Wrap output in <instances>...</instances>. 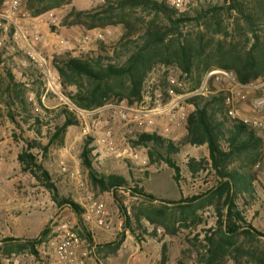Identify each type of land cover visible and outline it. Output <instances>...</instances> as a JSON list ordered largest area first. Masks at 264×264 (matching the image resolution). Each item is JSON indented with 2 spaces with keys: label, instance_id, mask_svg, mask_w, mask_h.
<instances>
[{
  "label": "rangeland",
  "instance_id": "1",
  "mask_svg": "<svg viewBox=\"0 0 264 264\" xmlns=\"http://www.w3.org/2000/svg\"><path fill=\"white\" fill-rule=\"evenodd\" d=\"M26 1L21 0L16 15L18 29L26 36L32 48L54 69L57 60L69 57L86 58L102 54L115 55L121 61L124 60L126 47L123 44L126 39L121 40L125 34L122 25L87 28L74 24L75 19L70 16L73 9L95 10L113 0H67L61 6L37 16L27 9ZM160 1H166L185 11L201 3L221 4L223 0H180V5H177V0ZM45 3L44 1L41 6ZM125 15L135 24V28L131 29L132 39L139 36L147 22L154 18L153 13L140 9L126 11ZM9 29L5 45L0 48V264H61L51 250L50 242L64 238V225L67 231L75 234L78 239V244L74 243L77 250L89 252V264H199V256L208 250L206 235L211 234V228L216 226L214 207L207 205L197 209L195 222L192 223L191 216L187 220L179 217L178 203H173L200 194L212 185L214 179L207 169L192 175L187 166L190 158L198 160L209 156L205 145L192 146L185 142V119L181 118L180 113L186 114L192 108L186 100L191 96L190 82L181 77L180 72L173 67L155 68L145 83L143 100L132 106L122 102L128 107L140 109L146 105L152 106L157 94L162 95L164 103L180 97L174 122H170V118L165 114L158 116L153 125L122 127L116 121L112 130L118 153L106 152L99 143V139L104 136V130L97 122L107 116L104 109L83 110L78 116L73 113L78 123L67 127L65 132L54 138L65 120L64 108L69 110L67 104L70 101L63 93L60 79L58 83L53 84V88L48 86L44 68L27 57L23 39L13 38L16 28L12 26ZM10 47L16 50L11 51ZM58 49L59 55L55 56L53 52ZM225 72L230 77L222 76L219 81L212 82V88L223 90L232 97L238 118L252 120L255 117L252 103L255 98L264 96V80L241 86L232 72ZM8 73L13 76L14 81L24 85L21 90L25 92L27 104L39 106L40 112L30 106L23 110L10 100V92L7 91L11 83ZM72 89V86L68 87L67 92ZM85 127L93 131L84 135ZM144 132H157L178 148V151H173L169 157L179 168L177 180L174 177V169L161 157L167 156L166 148H156L153 142H137L138 135ZM260 134L264 138L263 129ZM89 137L92 139L89 147L92 148L90 158L93 168L100 174L120 175L129 182V188L119 190L129 212L149 204L165 206L169 213L167 230L157 228L154 234V227L143 221L140 227L132 224V228L123 231L124 220L112 191L95 187L82 164L80 154L85 140ZM33 140L35 142L32 143L31 151L36 155L37 163L50 174L51 182L58 189V196L70 198L84 209L82 216L85 232L90 233L92 243L80 234L76 212L69 205L59 206L53 200L52 193L41 179V174L23 169L19 154ZM62 161L66 167L78 171V179L62 170ZM135 186L155 195L157 200L150 202L132 190ZM254 186V194L250 196L244 193L238 197L237 203L247 222L264 233V178L257 177ZM93 202L108 212L110 223L107 230L87 222L84 206ZM44 230L46 234L36 247V253L29 249L13 251L10 254L4 252V238L25 241L39 238ZM122 233L124 238L117 252L114 253L109 248L103 249L102 252L97 251L99 245L118 240ZM261 241H264V237H261ZM236 246L245 250V238L240 237ZM238 253L240 252H234L232 249L226 264H252L247 256L238 257ZM234 256L237 260H234Z\"/></svg>",
  "mask_w": 264,
  "mask_h": 264
},
{
  "label": "trees",
  "instance_id": "2",
  "mask_svg": "<svg viewBox=\"0 0 264 264\" xmlns=\"http://www.w3.org/2000/svg\"><path fill=\"white\" fill-rule=\"evenodd\" d=\"M2 1L0 0V3ZM44 1L45 5L41 6ZM66 1L27 0L26 6L32 15L37 16L61 6ZM136 9L153 13L154 18L147 22L137 38L132 39L131 29L135 28V24L125 12ZM70 16L74 17V24L87 28L122 25L125 34L121 40L126 39L123 44L126 47V56L122 61L115 55L100 54L86 58H62L55 62L63 93L77 108L92 111L122 101L130 106L138 104L144 98V87L149 74L157 67H173L180 72L181 77L190 82L191 96L186 100L192 108L187 112L184 122L185 142L192 146L205 145L209 156L198 160L190 158L187 166L192 175L207 169L214 179L212 185L200 194L173 203H178L179 217L187 220L191 216L192 223L195 222L197 209L207 205L214 207L216 226L211 228V234L206 235L208 250L199 256V264H226L232 249L234 252H240L238 257L247 256L252 264H264V241H261L264 233L247 222L237 203L239 196L244 193L252 196L255 192L254 181L259 176L254 165L262 158L264 146L261 129L229 115L224 91L207 97L192 94L201 86L207 72L213 69L232 72L236 82L241 85L264 80V0L201 3L185 11L160 0H113L95 10L73 9ZM8 77L11 82L7 90L10 92V100L23 110L27 106L35 109V106L27 104L25 92L21 90L24 85L14 81L10 73ZM70 86L73 89L67 92ZM66 108L65 120L54 138L65 132L67 127L78 123L75 114ZM91 141V137L85 140L80 154L82 164L95 187L112 191L124 220L123 231L132 228V224L140 227L143 221L154 227V234L157 228L167 230L169 213L165 206L149 204L129 212L119 194L120 189L129 188V182L120 175L100 174L93 168L90 158L92 148L89 147ZM33 142L35 140L29 142L19 154L23 169L41 174V179L52 193L53 200L59 206L69 205L76 212L80 234L92 243L90 233L85 232L82 216L84 209L70 198L58 196V189L51 182L50 174L37 163V157L31 151ZM137 142H153L156 148H166L167 156L161 157L174 169V177L178 179L179 168L169 158L173 151H178L172 141L157 132H144L138 135ZM132 190L150 202L157 200L155 195L145 192L142 187L135 186ZM45 234L46 230L39 238L25 241L4 238L3 250L7 254L27 249L36 253V247L42 242ZM121 235L112 243L99 245L97 251L102 252L103 249L109 248L114 253L117 252L124 238V233ZM240 237L246 240L245 250L236 246ZM233 258L237 260L235 256Z\"/></svg>",
  "mask_w": 264,
  "mask_h": 264
},
{
  "label": "built area",
  "instance_id": "3",
  "mask_svg": "<svg viewBox=\"0 0 264 264\" xmlns=\"http://www.w3.org/2000/svg\"><path fill=\"white\" fill-rule=\"evenodd\" d=\"M21 0H3L0 3V48H3L5 45V39L9 33V27L14 26L16 30L14 31L13 38L18 40L19 38L23 39L26 44V55L29 59L35 61L44 68V75L48 86L53 88V84L59 82V74L56 69L48 64L46 59L36 52L35 49L29 44L26 39V36L22 34L18 29L17 22V12ZM177 5H180V0H177ZM11 51H15L14 47H10ZM55 56L59 55V49L53 52ZM222 76L230 77L228 73L221 69L209 70L205 75L201 86L192 94H199L204 97H207L215 92L223 91L220 89L212 88V82H217L221 79ZM241 85V84H239ZM243 86V85H241ZM176 98L174 101L169 103L163 102V97L161 94H157L153 105L143 106L140 109L128 107L123 102L120 104L107 105L105 107L99 108L98 111L104 109L107 112V116L99 119L97 124L103 128L104 136L99 139L101 146L105 148V151L108 153H118V147L114 141V131L112 126L117 121L122 127H136V126H145L155 124L156 118L160 115H167L170 119V122H174V118L177 115V109L179 107V101ZM226 105L229 108V115L233 118H238L236 109L234 107V101L231 96L226 94ZM68 108L71 112L76 113L78 116L82 114L83 110L77 108L75 105L68 103ZM252 110L255 114V117L252 120L244 119L242 120L246 123L261 128L264 130V96L255 98L252 103ZM36 112H40L39 106L35 107ZM187 114V113H186ZM185 113H180L181 118H186ZM93 131V130H92ZM89 127H85L83 130L84 135H89L91 132ZM61 168L65 173H68L71 177L78 179L79 174L77 170H71L66 167L64 162H61ZM254 169L257 174L264 178V146H263V155L262 158L257 161L254 165ZM85 208V218L90 225H95L102 230H107L109 227L108 212L104 211L99 204L95 202L90 203ZM65 229V236L61 240H51L50 248L53 251L54 255L61 264H89L88 255L89 252H82L77 250V247L74 245L78 244V239L75 234H72L67 231L66 226H62Z\"/></svg>",
  "mask_w": 264,
  "mask_h": 264
},
{
  "label": "crops",
  "instance_id": "4",
  "mask_svg": "<svg viewBox=\"0 0 264 264\" xmlns=\"http://www.w3.org/2000/svg\"><path fill=\"white\" fill-rule=\"evenodd\" d=\"M264 117V116H263Z\"/></svg>",
  "mask_w": 264,
  "mask_h": 264
}]
</instances>
